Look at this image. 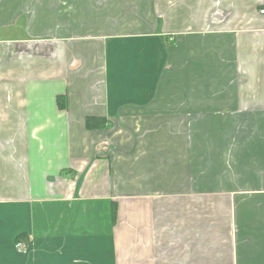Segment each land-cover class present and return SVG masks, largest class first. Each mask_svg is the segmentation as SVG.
I'll return each mask as SVG.
<instances>
[{
  "label": "crops",
  "instance_id": "1",
  "mask_svg": "<svg viewBox=\"0 0 264 264\" xmlns=\"http://www.w3.org/2000/svg\"><path fill=\"white\" fill-rule=\"evenodd\" d=\"M263 10L0 0V264H264Z\"/></svg>",
  "mask_w": 264,
  "mask_h": 264
},
{
  "label": "trees",
  "instance_id": "2",
  "mask_svg": "<svg viewBox=\"0 0 264 264\" xmlns=\"http://www.w3.org/2000/svg\"><path fill=\"white\" fill-rule=\"evenodd\" d=\"M104 122L99 119L87 118L85 120V127L89 130L91 129H102L104 127ZM22 236L17 237L16 242H22Z\"/></svg>",
  "mask_w": 264,
  "mask_h": 264
},
{
  "label": "built area",
  "instance_id": "3",
  "mask_svg": "<svg viewBox=\"0 0 264 264\" xmlns=\"http://www.w3.org/2000/svg\"><path fill=\"white\" fill-rule=\"evenodd\" d=\"M260 14H261V15H264V10L261 11ZM16 248H17L19 251H22V249H23V245L20 244V243H18V244H16Z\"/></svg>",
  "mask_w": 264,
  "mask_h": 264
}]
</instances>
